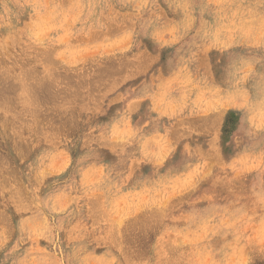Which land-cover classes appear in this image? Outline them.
Returning a JSON list of instances; mask_svg holds the SVG:
<instances>
[{
	"label": "rangeland",
	"instance_id": "obj_1",
	"mask_svg": "<svg viewBox=\"0 0 264 264\" xmlns=\"http://www.w3.org/2000/svg\"><path fill=\"white\" fill-rule=\"evenodd\" d=\"M0 103V264H264V0H0Z\"/></svg>",
	"mask_w": 264,
	"mask_h": 264
},
{
	"label": "bare ground",
	"instance_id": "obj_2",
	"mask_svg": "<svg viewBox=\"0 0 264 264\" xmlns=\"http://www.w3.org/2000/svg\"><path fill=\"white\" fill-rule=\"evenodd\" d=\"M47 60H48V59H47ZM52 64H54V63H52ZM59 73H60V72H59ZM107 73H108V72H107ZM7 75H8V74H7ZM40 79H41V78H40ZM42 80H43V79H42ZM44 80H45V79H44ZM35 82H36V81H35ZM29 83H31V82H29ZM45 83H46V82H45ZM9 87H10V86H9ZM11 87H12V86H11ZM73 87H74V86H73ZM75 88H76V87H75ZM7 89H8V88H7ZM7 89H6V90H7ZM16 89H17V88H16ZM19 89H20V88H19ZM45 89H46V88H45ZM15 92H16V91H15ZM51 92H52V91H51ZM62 92H63V91H62ZM62 92H60V93H62ZM75 92H76V91H75ZM34 93H35V92H34ZM32 94H33V93H32ZM10 95H11V94H10ZM52 95H53V94H52ZM55 95L58 96L57 94H55ZM8 96H9V95H8ZM8 96H7V97H8ZM33 96H34V95H33ZM7 97H6V98H7ZM13 97H14V96H13ZM13 97H12V98H13ZM9 98H10V97H9ZM57 98H58V97H57ZM57 98H56V99H57ZM65 98H66V97H65ZM70 98H71V97H70ZM39 99H40V98H39ZM43 99H44V98H43ZM45 100H46V99H45ZM49 100H50V99H49ZM64 101H65V100H64ZM32 102H33V101H32ZM42 102H43V101H42ZM0 104H1V103H0ZM9 106H10V105H9ZM14 135H15V134H14Z\"/></svg>",
	"mask_w": 264,
	"mask_h": 264
}]
</instances>
